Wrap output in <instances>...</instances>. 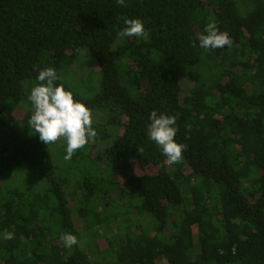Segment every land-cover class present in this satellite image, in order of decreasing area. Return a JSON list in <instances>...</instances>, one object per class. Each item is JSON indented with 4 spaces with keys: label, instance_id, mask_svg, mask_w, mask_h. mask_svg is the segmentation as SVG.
I'll return each instance as SVG.
<instances>
[{
    "label": "trees",
    "instance_id": "trees-1",
    "mask_svg": "<svg viewBox=\"0 0 264 264\" xmlns=\"http://www.w3.org/2000/svg\"><path fill=\"white\" fill-rule=\"evenodd\" d=\"M129 18L145 37L120 35ZM209 23L231 44L202 49ZM83 51L96 71L64 79ZM47 68L100 117L61 166L25 109ZM153 110L176 118L175 163L150 138ZM7 174L0 264H264V0H0Z\"/></svg>",
    "mask_w": 264,
    "mask_h": 264
},
{
    "label": "clouds",
    "instance_id": "clouds-1",
    "mask_svg": "<svg viewBox=\"0 0 264 264\" xmlns=\"http://www.w3.org/2000/svg\"><path fill=\"white\" fill-rule=\"evenodd\" d=\"M124 6L125 0H117ZM125 28L121 36L138 39L145 37V26L139 18H129L124 21ZM202 49H222L230 45L227 34L221 33L215 23L205 26L204 34L197 37ZM40 83L31 90L29 99L34 112L28 120V125L39 135L42 143L48 147L63 138L66 142V159L82 147L97 133L92 126V114L87 105L74 98L73 93L62 84H56V72L52 68L39 70L36 77ZM149 135L151 140L160 148L162 154L170 162H177L182 157L184 145L175 140L177 134L176 118L160 114L153 110L149 115ZM14 233H0V239L11 240ZM65 247L71 248L78 244L75 235L66 233L61 236Z\"/></svg>",
    "mask_w": 264,
    "mask_h": 264
},
{
    "label": "rangeland",
    "instance_id": "rangeland-1",
    "mask_svg": "<svg viewBox=\"0 0 264 264\" xmlns=\"http://www.w3.org/2000/svg\"><path fill=\"white\" fill-rule=\"evenodd\" d=\"M95 65H96L95 62H94L93 58L89 55V53L87 51H83L80 54V56L77 57L76 60L67 67L65 74H63V77H64V79L65 78L68 79V80L71 79L73 82H76L78 78H81L84 75H88V73L90 71H96ZM185 81L187 83L188 79L185 80ZM25 105L27 106L28 104L25 103ZM25 109H33V112H34L33 105H31L30 108L26 107ZM25 109H23L21 112H18L17 121H18L19 128L21 130L24 129V130L27 131L28 129L25 128L24 123H23V114L26 111ZM90 111H91V114H92V122H96L97 120H100V117H99L97 112H95L93 110H90ZM48 148L50 149V151H51V153H52V155L54 157L55 162L57 164H59L60 166L61 165H65V162H66V158H65L66 142L64 141V139L63 138H59L56 142L50 144ZM136 169L138 171H141V169L138 166H136ZM157 170H158V166L154 165V164L148 165L146 167V169H145V171L149 172V173H155V172H157ZM85 172H86V170H85ZM11 175L12 174H7L6 177H4V178L1 177L0 178V185L1 184L5 185L7 182L9 184L13 180H15V178L17 180H19V178H17L18 173H17V175H16V177L14 179H13V177ZM119 181L124 183V179H122V178L119 179ZM76 200L77 199H75V201ZM75 201L71 200L70 203L74 205V204H76ZM75 207H76V205H75ZM108 207L111 208L110 204L108 205ZM80 223H82V222H80ZM80 223H78L77 225L79 226ZM82 225H83V223H82ZM81 242H82V239H81ZM98 243L100 244V246L102 248H105L107 246V241L105 239H103V238H100L98 240ZM88 252H91V248L88 250ZM92 254L95 256L94 253H92Z\"/></svg>",
    "mask_w": 264,
    "mask_h": 264
}]
</instances>
